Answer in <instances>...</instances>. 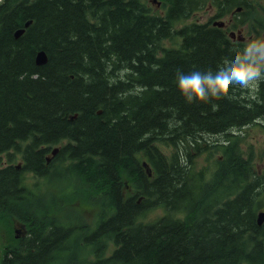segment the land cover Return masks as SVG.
Segmentation results:
<instances>
[{
    "label": "trees",
    "instance_id": "16d2710c",
    "mask_svg": "<svg viewBox=\"0 0 264 264\" xmlns=\"http://www.w3.org/2000/svg\"><path fill=\"white\" fill-rule=\"evenodd\" d=\"M191 1L194 7L192 13L207 7L208 0ZM91 2H0V166L2 155L15 148L18 138H23L30 128L37 126L52 133L63 125L72 127V122L61 119L57 111L64 106L78 104V101L87 104L84 85L90 84L92 77L86 70L94 57L106 59L111 68L122 61L126 67L124 71H131L134 81H139L143 87L142 93L136 96L141 106V126H148L152 121L158 124L157 143L150 142L148 149L141 151L149 157L155 169L152 181L143 171L148 183L156 190V206H163L166 210L155 224L131 230L125 241H120L121 247L113 256L97 260L96 264H111L115 260L125 264H264V223L259 225L257 222V212L263 203L264 174H260L250 159L244 157L243 137L240 134L227 135L218 145H212L204 134L188 138L191 158L184 164L179 152L183 147L180 142L183 138L175 135L202 126L209 127L206 130L208 135L221 134L227 127L241 129L259 117L250 110L253 105L248 108L241 106L224 114L220 108L226 105L219 99L189 103L177 83L178 71L184 74L207 72L209 69L215 71L222 58L234 57L232 46L240 49L243 46L233 43L223 29L211 25L212 21L190 22L175 28L174 20H170L169 16L160 18L148 10L147 20L143 22L124 12L126 16L123 19L120 16L116 18V26L120 25L116 40L107 36L95 42L93 32L101 35L106 26L89 25L87 29L84 14L93 13ZM236 2L240 4L241 0ZM30 18L34 19L31 29L15 39V28ZM192 29L195 31L190 32ZM167 38L178 39L179 45H163ZM117 43L123 47H118ZM190 45L196 51L184 58ZM40 47L47 49L50 58L46 64L36 66L35 53ZM92 50H97L99 55L91 54ZM160 65L163 67L161 70ZM42 71H47L48 76L42 77ZM33 73L39 75L33 78ZM71 74H75L76 79H71ZM111 77L113 74L107 78ZM75 83L83 86H74ZM110 88L122 98H131L135 92L131 87L122 91ZM91 114L93 125L86 132L87 141L94 147L102 148L115 169L135 143L133 129L103 124L93 111ZM172 143L177 144L175 150ZM219 151L222 158L218 157V166L210 178L205 169H195L197 173L193 178L198 185L192 187L200 195L199 204L204 203L206 209L204 214H200L197 207H188L182 199L190 185V182L185 183L189 179L187 166L194 167L195 154L206 152L211 156ZM24 158L21 169H17L16 165L0 167V211L4 214L10 204L12 211H18L23 199L24 202L27 199L23 186L25 169H32L41 176L49 171L45 158L38 167L27 160L26 155ZM40 165L43 173L39 170ZM77 171L82 175L81 171ZM84 179L94 186L95 192L109 197L111 214L120 211L123 219L131 217L133 210L129 205L132 203L122 206L121 200L112 202L106 192H101L102 186L98 181ZM143 201L142 197L140 203ZM180 211L187 212L183 216L185 218L178 216ZM46 245L43 243L37 254L28 249L25 257L18 258L19 264L41 262Z\"/></svg>",
    "mask_w": 264,
    "mask_h": 264
},
{
    "label": "bare ground",
    "instance_id": "6f19581e",
    "mask_svg": "<svg viewBox=\"0 0 264 264\" xmlns=\"http://www.w3.org/2000/svg\"><path fill=\"white\" fill-rule=\"evenodd\" d=\"M2 1L3 0H0V2ZM164 2L168 6L169 10L161 15V13L147 9V4L143 0H92L91 6L94 8V11H92L93 13L90 15L84 14V21L88 24L87 29H89V25L106 26L102 29L101 35H96L92 31L94 41L100 42L104 39V37L107 36H112L114 40H116L117 31L120 29V25L117 27L115 24L117 23L116 21H118L116 18H119L120 16V18L123 19L126 16L124 12L133 14L136 21L142 22L147 20V10L150 14L160 18L169 16L170 20H174L173 26L175 25V28L179 26V18L184 15L188 16L190 14L193 16L195 13H197V10L192 13L194 7L191 4V0H164ZM110 21L112 22L108 26ZM122 22L125 24L126 21L123 20ZM33 23V18L26 20L22 25H19V27L15 28L13 37L15 39L22 37L28 30L31 29ZM211 25H213V23H211ZM86 27L87 25H85V28ZM16 31H20L19 36L16 35ZM193 31L195 30H190V32ZM199 32L201 34L200 30ZM192 44H194V42ZM178 45L179 43L174 47H177ZM117 46L121 48L123 47L119 43H117ZM189 47L190 50L188 53H186L184 58H187V56L196 51L193 45H190ZM237 49L240 48L236 46L231 47L233 54H235L234 50ZM41 52L48 62L50 54L46 48L41 47L36 50L35 62L36 56ZM92 53H94L95 56L99 55L97 50H92L91 54ZM224 60L225 59L222 58L220 64L215 67V71H217L218 68L223 65ZM36 66H38L37 62ZM125 68L126 67L122 65V61L120 64H117L116 67L114 66L111 68L109 67V63L106 59L94 57L91 61L90 68H87L86 70L87 74L92 77L91 83L84 85L86 86L84 98L87 104L78 101V104L70 107L64 106V108H60L57 111L58 116L61 117V119L72 122V127L63 125L60 130L52 133L46 132L37 126L32 127L24 133L23 138H18L15 148H12L16 151H20L23 156L26 155V159L31 161L34 165H37V167L45 158V165L51 166L50 164H54V166L58 167L68 166L74 168L75 170H79L82 173L83 179L86 178L89 180L98 181L102 186L101 192H106L110 196L112 202L121 200V202H123L122 206L132 203L129 205V207L133 210L131 217L123 219L120 211H117L110 218V221L106 225V228L102 234L105 237L119 234L124 229L134 226L136 224L137 217L140 214L155 207L158 204L156 190L148 183L147 180V178L150 179V181L154 179L153 177L155 176V169L152 166L149 157H147L146 154L141 151L148 149V146L151 144L150 142H153V144L157 143L156 138H158L159 135V131L157 129L158 124L152 121L148 126H141V106H139L140 101L138 98H136V96L142 93L143 87L139 81H134L135 78L131 75V71L128 73L124 71ZM162 68V65H160V70ZM212 71L215 72L214 70ZM109 74H113V77L107 78ZM38 75L39 73H33L32 77L36 78ZM41 75L42 77H46L48 76V73L47 71H42ZM70 76L71 79H76L74 78L75 74H71ZM101 85H105V87ZM74 86L80 87L83 85L75 83ZM88 86H93L94 88H89ZM110 87H114L120 91H122L123 88L131 87V89L135 92L131 98H122L119 94L113 93ZM236 87L237 86H233L222 98L219 99L226 105L225 108H220L221 112L226 114L229 110H233L235 108L240 109L241 106H246V108H248L249 105H253L252 109L250 110H252V113L259 115V117L257 116L254 121L256 122L261 118L264 119V82L263 84L260 82L256 96L253 98L251 96L248 99L240 97L239 92L235 91ZM260 89H262L261 94H259ZM92 111L93 114L99 116L100 122L103 124L107 123L113 127L119 126L122 128L126 127L128 129H133L131 132L135 139V143H133L131 149L127 153L128 156L123 157V161L115 169L112 168L108 159V155L103 153V149L98 146L94 147L89 144V140L87 141L86 132L93 125L91 123V121H93L92 117H90L92 115ZM65 116H67L66 119L64 118ZM230 128L231 126L227 127L226 131L220 133H226ZM208 129L209 127L202 126L196 130H184L183 132L175 134L181 135L183 138V140L180 141L183 144V147L179 152L181 154V161L184 162V164L187 160H189V158H191L190 146H188V138H191L197 134H204L205 136L221 135L216 133L208 135L209 132L206 131ZM232 134H235V132L229 135ZM60 135L65 136L58 137ZM54 138L55 141L52 142ZM77 139L81 141L77 142L76 144L66 143H75V140ZM219 142H221L220 139ZM172 146L174 150L177 148V144L172 143ZM140 155L145 156L146 159H141ZM144 162L147 166L144 164ZM143 169L147 174V178ZM30 170L32 171V169ZM39 170L43 173V168L41 165L39 166ZM149 172L152 174H149ZM196 173L197 171L194 167L187 166L186 175L188 174L189 179H187L185 183L190 182V185L184 191L185 195L182 199L188 207H197L199 213L204 214L206 210L205 204H199L200 195L192 187L195 184L198 185L196 180L193 178ZM128 182L129 186L133 182L137 187L136 191L138 190V195L135 198L133 197V194L130 196V199L124 195L126 184ZM87 183L93 190H95L93 185H91L89 182ZM102 196L105 197L106 195L102 193ZM139 196H141V201L142 197L144 198L142 203H140L141 201H138ZM131 199L137 200L139 204ZM260 211H264V209L262 207L258 209L257 222L258 213ZM122 241H125V237H123ZM64 242L65 238L61 237L60 235L54 237L52 240L46 243V250L43 254V257L48 256L53 249L59 245H62Z\"/></svg>",
    "mask_w": 264,
    "mask_h": 264
},
{
    "label": "rangeland",
    "instance_id": "374dc122",
    "mask_svg": "<svg viewBox=\"0 0 264 264\" xmlns=\"http://www.w3.org/2000/svg\"><path fill=\"white\" fill-rule=\"evenodd\" d=\"M143 1L147 5L150 3V0ZM160 1L162 3V7L157 8V11H155L161 14L166 13L168 6L165 4L164 0ZM263 7L264 0H257L253 3L252 7L248 8L250 11H241L242 13L236 18L242 22L252 16L264 19ZM215 13L216 10L214 9L207 7L200 8L193 16L180 18L178 20V27H181L189 22L206 23ZM230 17H232V15L231 13H228L223 17V19L228 20ZM257 27L260 30L264 29V25ZM249 30L250 33H255L257 35L260 33L263 35L264 33L263 31L256 33L254 28H250V25ZM178 42V39H166L163 42V45L175 46ZM258 88L259 85L254 89L242 90L237 86L235 91L239 92L240 97L248 99L251 96L252 98L256 96ZM233 132H235V134H240L243 137L244 157L250 159L251 163L260 174H264V119L261 118L254 123L241 127V129H238L237 126H231L229 131L226 133L219 136H205V138L207 141H210L211 144L215 145L219 143V139L223 141L226 139L227 135ZM249 152L252 153V156ZM221 155L220 151L211 156L206 152L195 154L193 156V165L196 170H200L202 168L205 169L208 173V178H210L218 166L217 159ZM10 157L12 158L11 161H7L6 159H9ZM5 158L6 159L3 158L5 161L3 165H19L18 169H21L22 165L25 163V158L22 153L20 151H16L15 149H12V155L5 156ZM140 158H143V160L146 159L145 156L142 155H140ZM23 186L25 187L24 196L26 195L27 199L25 202L23 199V205L18 207V211H12L11 204L4 210L6 214L0 211V248L2 245H5V241L7 240L12 239L14 242L16 241L17 238L12 235L14 225L16 223H25L26 228L30 229L32 224H35L38 228H41L42 224H44L45 228H48L49 222L47 219L57 218L56 220H59L62 218L72 217L95 221V219L100 218V214L107 215L112 212L109 207L110 199L106 196L103 197L102 193L95 192V190H93L83 179L82 175L72 167H58L52 164L49 168L48 174L44 176H39L27 168L23 172ZM130 188L131 190L128 191L127 195H132L134 193V189H137L133 182L131 183ZM262 202L261 207L264 209V190L262 194ZM165 210L166 209L163 206H155L146 210L143 214L146 215V220H150L160 218L165 214ZM93 214L98 215L93 216ZM177 214L179 217L185 218L183 216L184 214H187V212L180 211ZM64 254L67 255L66 252L62 253V255ZM72 255H74L73 264H79L80 261L83 262L86 259L85 249L77 248ZM96 255L97 252L94 250L89 258H93L95 260L98 258ZM55 258H58L56 264H59L58 262L65 264L64 256L60 257L56 255Z\"/></svg>",
    "mask_w": 264,
    "mask_h": 264
},
{
    "label": "flooded vegetation",
    "instance_id": "af4514ba",
    "mask_svg": "<svg viewBox=\"0 0 264 264\" xmlns=\"http://www.w3.org/2000/svg\"><path fill=\"white\" fill-rule=\"evenodd\" d=\"M236 1L237 0H208L207 8L216 10V13L213 15V17H218V19L221 20L219 23V28L223 29L227 33L228 37L233 43H239L244 47L250 41L264 39V33L263 35L262 33L257 35L255 33H250L249 30L250 25V28H254L256 33H259L260 31L264 32V29L260 30L257 27L264 25V19L252 16L246 21L242 22L236 18L242 13L241 11L249 10L248 8L252 7L253 3L257 0H241L240 4H237ZM160 7H162L160 0H150L149 5H147V9H151L152 11H157V8ZM228 13H231L232 17H230L228 20L223 19V17ZM163 14L164 13L161 15ZM61 136L65 135H60L58 137ZM79 141L81 140L77 139L75 140V143H66L76 144ZM130 190L131 188L128 182L126 184V190L124 191V195L126 197L131 196V194L127 195L128 191ZM137 195L138 190L136 191V189H134L133 197L135 198ZM138 201H141V196H139ZM94 215L98 214H93V216ZM113 215L114 214H100V218L95 219V221L72 217L62 218L59 220H56L57 218L47 219L49 222L48 228H45L44 224H42L41 228H38L35 224H32L30 229L26 228L25 223H16L14 225V231L12 235H14V237L17 239L15 242L12 239L7 240L5 241V245H2L0 248V264H19L20 260H18V258L25 257L27 255L28 249H32V252L37 254L39 252V247H41L43 243L46 245L45 243L49 242L58 235L65 238V242L53 249L48 256L43 257L41 262L38 264H56V261L58 260V258H55L56 255L60 257L64 256L65 264H73L74 255L72 254L77 248L85 249L86 252V259L83 262L80 261L79 264H96L97 260L106 259L113 256L114 252L121 247L120 241L123 239V237L127 236V234L129 235L131 230L151 226L158 220V218L146 220V215L140 214L137 217V221L134 226L124 229L119 234L105 237L102 234ZM34 246H38V248H35ZM94 250L97 252L96 256H98V258L95 260L93 258H89ZM63 252H66L67 255H62ZM58 263L62 264L61 262ZM111 264L125 263L115 260Z\"/></svg>",
    "mask_w": 264,
    "mask_h": 264
},
{
    "label": "clouds",
    "instance_id": "9594fccd",
    "mask_svg": "<svg viewBox=\"0 0 264 264\" xmlns=\"http://www.w3.org/2000/svg\"><path fill=\"white\" fill-rule=\"evenodd\" d=\"M234 51V57L225 59L215 72H177L178 87L187 102H209L222 98L233 86L248 90L264 81V39L250 41Z\"/></svg>",
    "mask_w": 264,
    "mask_h": 264
},
{
    "label": "water",
    "instance_id": "95a60500",
    "mask_svg": "<svg viewBox=\"0 0 264 264\" xmlns=\"http://www.w3.org/2000/svg\"><path fill=\"white\" fill-rule=\"evenodd\" d=\"M219 23L218 21L214 22V24H217ZM19 32L20 31H16V35L19 36ZM36 62L38 65H43L45 64L47 61H46V58L45 56L43 55V53H39L37 56H36ZM144 164L146 165V163L144 162ZM147 166V165H146ZM149 174H152L151 172H149ZM258 222L259 224H262L264 222V211H260L258 213Z\"/></svg>",
    "mask_w": 264,
    "mask_h": 264
}]
</instances>
